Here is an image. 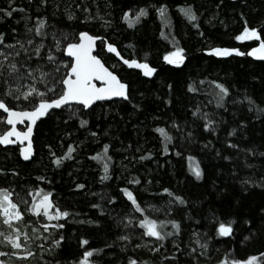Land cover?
<instances>
[{
    "label": "trees",
    "instance_id": "trees-1",
    "mask_svg": "<svg viewBox=\"0 0 264 264\" xmlns=\"http://www.w3.org/2000/svg\"><path fill=\"white\" fill-rule=\"evenodd\" d=\"M38 2L15 0V4L28 9L27 14L32 17L46 15L50 23L66 31L87 29L95 35L107 36L110 42L117 45L123 57L147 60L157 69L152 78H146L139 71L121 64L100 47L99 41L96 51L105 59L106 65L129 84L132 99L100 101L90 109L76 105L82 118L89 122L84 127L79 125L78 119L65 122L69 112L67 108L60 113L59 119L56 113L42 118L35 125L34 154L29 161L20 159L17 146L0 145V168H15L19 173L17 176L0 175V186L18 185L25 190L28 186L46 188L53 192L57 205L71 213L68 218L60 219L63 229L50 230V239L58 238L61 233L65 236L56 250V258L67 264L79 260L83 251L97 248L103 251L93 254L91 259L96 264H127L130 257L148 264H175V261L162 259L175 251L171 238L164 242L160 252L153 253L149 250L152 245H146L145 241L154 238L141 239L139 233L143 230L136 221L133 222L136 225L134 230L124 229L119 223L132 211L130 202L120 191L122 187H129L142 206L152 205L147 208V214L152 218L181 222V235L177 239L182 241V248L185 245L197 248L199 264H217L221 258L246 259L248 255H257L259 259L258 253L264 252V219L260 212L264 208V189L254 186L244 192L240 181L246 176L253 179L264 176V157L244 152L247 148L264 152V115L254 118L257 115L255 108L250 111L244 99L246 95L251 96L257 104L264 106V58L247 54L257 46L258 41H237L235 36L243 30L245 20L250 27H264V0H112L113 6L108 9L112 24L108 29L100 24H73L59 13L54 15L51 3L47 9H38ZM99 3L103 8L104 0H99ZM162 3L168 5L171 29L162 26L155 11ZM186 3L193 5L197 11V21L189 23L179 13L176 6ZM218 4L220 7H217ZM7 7L8 0H0V8ZM141 7L147 9L148 15L136 25L129 27L121 20L122 11L132 9L131 16ZM25 15L14 12L12 17L0 22V31L6 33L7 40L12 39L13 28L23 32L24 20L21 17ZM17 20L20 22L17 23ZM193 24H198L199 28L193 27ZM162 27L165 33L174 34L178 45L185 49L182 64L171 65L162 59L165 52L174 49L173 42L160 35ZM211 47L238 48L245 55L231 53L217 56L204 51ZM213 80L230 89L223 108L217 107L213 98L216 91ZM189 84L196 91H190ZM166 100L171 103H165ZM134 104L141 107L136 109ZM197 106L202 112L209 113L211 118L221 121L214 134L204 130V121L199 115H192ZM241 120L246 122L245 125H240ZM173 121L182 126V131L173 127ZM5 127L0 124V131ZM157 127L165 128L173 137L167 142L168 152L163 151L164 137L156 131ZM233 128L237 131L229 137L227 133ZM189 131L193 134L191 138L187 136ZM93 132L97 135L92 136ZM227 140H232L239 147H229ZM105 143L110 145L108 154L112 157L108 162L107 180L102 179L105 161L92 159ZM69 144L76 149L72 153L73 159H65L59 166L54 165L50 152L62 156ZM246 155L248 163H254L255 168L245 167ZM140 156H145V159L140 160ZM225 156L230 159H224ZM189 157H194L195 161H190ZM196 162L203 171L200 180L195 178L189 167L190 163ZM41 175L46 177L45 181L37 179ZM133 178H139L141 183L131 184ZM77 183L85 187L76 189ZM163 188L182 196L187 203L169 204V201H174V195L163 193ZM113 195L117 199L108 203ZM97 204L99 208L93 207ZM168 207L172 208L171 213H166ZM135 215L141 216L140 213ZM88 219H99L101 224L95 226L81 222ZM29 220L32 225L27 229L21 225V230L32 235L31 227H40V223L36 217L27 214L25 224ZM218 221L230 223L232 234L217 235ZM41 222L46 221L41 218ZM128 231L137 232L133 243L141 247L134 248L132 244L117 240L118 236ZM193 232H197L201 242L211 237L207 256L200 255ZM249 235L252 239L244 241V237ZM80 237L88 239L89 244L82 247ZM41 243L46 242L36 240L31 246L34 251L32 257L5 261L7 264H44L41 256L51 261V256L40 252L38 245ZM105 244L111 247L105 248ZM177 256L180 264H196L180 253Z\"/></svg>",
    "mask_w": 264,
    "mask_h": 264
},
{
    "label": "snow or ice",
    "instance_id": "snow-or-ice-1",
    "mask_svg": "<svg viewBox=\"0 0 264 264\" xmlns=\"http://www.w3.org/2000/svg\"><path fill=\"white\" fill-rule=\"evenodd\" d=\"M51 3L54 9V15L59 13L63 15L67 21L73 24L79 23L83 25L100 24L105 29L111 27L112 20L111 14L108 11L113 6L112 0H104L103 8L99 0H39L37 4L38 9H47ZM177 9L180 14L189 23L199 19L197 11L191 4H178ZM217 7H220L218 4ZM132 9L122 11L121 20L125 21L129 27L139 23L142 17L148 15L146 8L141 7L135 11L134 15L130 16ZM162 26H167L171 29V18L167 4H160L155 8ZM14 12H22L26 15L21 17L24 20L23 32H18L16 28L12 29L14 34L11 40L6 39V33L0 31V124L6 125L0 131V145L16 144L20 142L19 152L20 155L28 160L32 155V136L33 126L40 121L41 118L51 117L56 113V118L59 119L60 113L64 109H69L66 116L67 120L78 119L81 127L86 126L89 122L82 118L80 108L90 109L97 101L112 100L113 98L123 99L130 101L132 99L129 92V84L123 81L116 71L112 70L106 65L105 59L96 51L97 41H100V47L106 49L108 53H115L119 60L124 65L134 67L142 70L144 76L151 77L157 72V69L147 61L138 60L135 58H124L117 49L114 42H110L107 36H99L93 34L90 30L66 31L64 28L58 27L54 23H50L46 15H37L32 17L28 15V9L15 4V0H8L7 8H0V22L6 18L12 17ZM243 17V13H241ZM34 20V22H32ZM20 21L17 20V23ZM193 27L199 28L198 24H193ZM264 27L258 29L257 27H250L245 20L243 30L235 36V40H249L254 39L258 41L256 47H253L247 53L248 55L260 56L264 58ZM203 35V33H200ZM160 35L166 39L171 40L174 44L172 51H167L162 59L171 65H180L185 61V49L180 47L176 42L174 34L165 33L163 27ZM131 46V45H129ZM204 51L214 53L217 56H224L231 53L238 55H245L244 52L238 48L226 47H211L204 49ZM147 55V54H146ZM203 83V81H201ZM212 84L215 85L216 91L213 98L217 107L223 108L225 105V97L230 93V89L223 83L213 80ZM169 84V88H171ZM190 91H196L191 84H189ZM244 99L248 102L249 110L255 108L256 116L264 115V106L257 104L251 97L246 95ZM211 102V101H210ZM165 103H171L166 100ZM140 104H134V108L139 109ZM59 110V112H57ZM192 115L194 117L200 116L204 123L203 128L205 131L215 133L216 127L221 121L211 118L207 112H202L200 107L197 106ZM26 130L20 131L16 125L17 123L25 124ZM245 121L241 120L240 125H245ZM173 127L182 131V126L177 124L176 121L172 122ZM156 131L164 137V152H168L169 148L167 142L172 140V136L163 127H157ZM237 129L233 128L228 131L229 137L236 133ZM96 136L97 133H91ZM192 132L189 131L187 136L192 137ZM15 137V139H12ZM28 141L24 144L23 141ZM210 143V142H209ZM229 147L238 148L237 144H233L232 140H227ZM207 146V145H205ZM50 147V146H49ZM110 145L105 143L100 152H97L92 159L97 161L104 160L103 165L104 176L102 179H109V161L112 157L108 154ZM67 151L62 156H57L55 153L50 152L53 157L52 163L59 166L65 159H73L72 153L76 151L72 144L67 146ZM247 155L264 157V152H257L254 148L244 149ZM219 155V152H217ZM147 155H151L148 153ZM180 155V153H177ZM247 155L245 156V167L255 168L254 163H248ZM140 160L145 159V156H140ZM224 159L228 160L230 157L225 156ZM190 161H195L194 157H189ZM190 171L197 180L202 179L203 171L198 162L190 163ZM17 176L19 173L15 168L4 169L0 168V175ZM39 181H45L46 177L41 175L37 178ZM131 184L137 185L141 181L139 178H133ZM150 183V181H149ZM244 192H248L251 187H259L264 189V176L258 179H253L251 176H246L240 181ZM85 187L82 183L75 184L76 189H83ZM11 189V190H10ZM19 189V190H17ZM123 196L130 202L129 207L131 212L125 215L119 223L122 224L124 229L136 228L133 223L136 221L139 227L143 230L139 233L141 239L149 237L145 244H151L149 249L153 253H158L164 247V242L171 238V244L175 251L170 252L167 257L162 259L175 261V264H180V258L177 253L182 256L189 257L190 261H195L199 264L198 256L196 255L197 248L191 245H185L182 248V241L177 239L181 235V222L177 219H156L147 214V208L152 205L142 206L137 196L129 187H122L120 189ZM163 193H168L170 196L174 195L169 188L161 189ZM117 197L111 196L108 203L115 201ZM169 204L178 203L185 205L187 201L180 195H174V201H169ZM24 205V207H22ZM95 208L100 206L93 205ZM159 211V209H155ZM103 212V209H101ZM172 208L168 207L166 213H171ZM262 219H264V208L260 209ZM135 213H140L141 216L137 217ZM27 214L37 218L40 227L32 226L31 233L22 231L21 225L27 229L32 225L29 220L25 224ZM71 213L64 209L62 210L53 199V192L46 188L28 186L27 190L20 186H0V225L6 227L7 231L0 228V245L5 247L10 246L13 251L0 252V256L11 255L21 259H27L34 255L31 246L36 240L44 241L38 245L40 252L47 253L51 256V261L45 260L44 264H62L61 260L55 256L56 250L61 246V242L65 240V236L61 233L58 238L50 239L51 229H63L64 224L60 223L61 218H68ZM41 218L43 221L41 222ZM57 221L52 223V221ZM89 225L99 226L101 221L99 219H88L81 221ZM251 224V221H245ZM171 226L170 228L168 226ZM217 235L229 236L232 234V225L230 223L219 222L216 228ZM137 235L135 231H128L117 237L118 241L132 244L134 248L141 247L140 244L133 243V237ZM192 236L195 244L200 249V255L207 256L209 252V244L207 239L201 242V237L197 232H193ZM252 239V235L245 236L244 241ZM242 241V243L244 242ZM79 244L83 247L88 245L89 241L85 237H80ZM105 248H110L111 245L105 244ZM123 250V247H122ZM103 249L89 248L83 251L82 256L77 261L67 262V264H96L93 257L94 253L102 252ZM257 255H248L246 259H225L221 258L217 264H264V252ZM0 264H7L4 259H0ZM127 264H148L147 261L138 260L130 257Z\"/></svg>",
    "mask_w": 264,
    "mask_h": 264
},
{
    "label": "water",
    "instance_id": "water-1",
    "mask_svg": "<svg viewBox=\"0 0 264 264\" xmlns=\"http://www.w3.org/2000/svg\"><path fill=\"white\" fill-rule=\"evenodd\" d=\"M99 41H97L96 43H98ZM105 51L107 52V50L105 49ZM110 54H112L121 64H123V62L122 61H120L119 60V57H117L116 55H115V53H110ZM125 58V57H124ZM126 59H129V58H126ZM124 65V64H123ZM125 67H127L128 69H134V70H137V71H139L142 75H143V73H142V70H140V69H136V68H134V67H129V66H127V65H124ZM155 74V73H154ZM153 74V75H154ZM144 76V75H143ZM144 77H146V78H152L153 76H151V77H148V76H144ZM113 99H119V98H113ZM106 101H108V100H106ZM97 102H100V101H97ZM96 103V102H95ZM91 107V106H90ZM42 119V118H41ZM38 122V121H37ZM25 123H27V122H25ZM19 125H24V124H20V123H17V125H16V127L20 130V131H24V130H26V126H25V128H23V129H21V128H19ZM34 129H35V125L33 126V132H32V136L30 137V139L32 140V155H31V157L33 156V154H34V146H33V134H34ZM12 139H15V137H12ZM23 143L24 144H27L28 143V141H23ZM1 146H3V147H6V146H17L18 147V153H19V157H20V159L21 160H23V161H29L30 159H31V157L28 159V160H25L21 155H20V152H19V147H20V142L18 141L16 144H9V145H1Z\"/></svg>",
    "mask_w": 264,
    "mask_h": 264
},
{
    "label": "rangeland",
    "instance_id": "rangeland-1",
    "mask_svg": "<svg viewBox=\"0 0 264 264\" xmlns=\"http://www.w3.org/2000/svg\"><path fill=\"white\" fill-rule=\"evenodd\" d=\"M254 56V55H253ZM256 57H259V58H262L260 56H256ZM113 66V65H112ZM0 228H2L3 230L7 231L6 227L0 225ZM7 249V250H6ZM9 251L8 253H11V251H13V249L9 248V246L5 247L3 245H0V252H7ZM0 259H4V260H8L9 261H14V260H19L21 258H18V257H13L11 255H8V256H0Z\"/></svg>",
    "mask_w": 264,
    "mask_h": 264
},
{
    "label": "flooded vegetation",
    "instance_id": "flooded-vegetation-1",
    "mask_svg": "<svg viewBox=\"0 0 264 264\" xmlns=\"http://www.w3.org/2000/svg\"><path fill=\"white\" fill-rule=\"evenodd\" d=\"M25 126H26V123L24 125H19V128L23 129V128H25ZM17 149H18V147H17Z\"/></svg>",
    "mask_w": 264,
    "mask_h": 264
}]
</instances>
